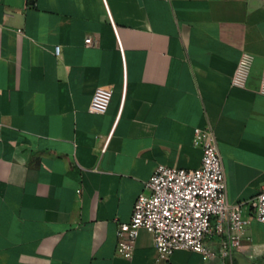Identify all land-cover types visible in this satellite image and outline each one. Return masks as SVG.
Segmentation results:
<instances>
[{
	"label": "crops",
	"instance_id": "1",
	"mask_svg": "<svg viewBox=\"0 0 264 264\" xmlns=\"http://www.w3.org/2000/svg\"><path fill=\"white\" fill-rule=\"evenodd\" d=\"M263 72L264 0H0V264H264L255 219L232 261L157 263L146 231L127 259L117 237L159 166L201 165L198 128L217 136L229 202L253 216ZM99 87L114 91L104 115L90 112Z\"/></svg>",
	"mask_w": 264,
	"mask_h": 264
},
{
	"label": "built area",
	"instance_id": "2",
	"mask_svg": "<svg viewBox=\"0 0 264 264\" xmlns=\"http://www.w3.org/2000/svg\"><path fill=\"white\" fill-rule=\"evenodd\" d=\"M85 42L90 45L93 40L87 38ZM55 55H61V46L55 48ZM252 63L253 57L244 54L232 79L233 87H245ZM261 93L264 94V72ZM113 95V89L97 88L90 112L106 114ZM194 146L203 151L202 163L197 169L162 165L145 183L130 222L118 226L119 256L132 259L133 243L146 231L152 236L157 263L178 250L199 253L207 260L219 256L232 261L247 237L252 220L264 225V184L251 201L253 216L245 217L244 203L228 200L223 161L213 129H196ZM213 239L218 240V252L210 245Z\"/></svg>",
	"mask_w": 264,
	"mask_h": 264
}]
</instances>
